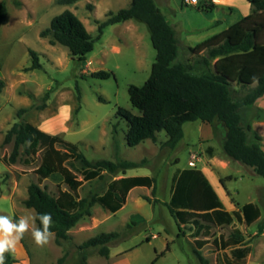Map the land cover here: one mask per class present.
Listing matches in <instances>:
<instances>
[{
	"label": "rangeland",
	"instance_id": "374dc122",
	"mask_svg": "<svg viewBox=\"0 0 264 264\" xmlns=\"http://www.w3.org/2000/svg\"><path fill=\"white\" fill-rule=\"evenodd\" d=\"M7 8L5 22L0 27V79L5 86L0 94V215H33L26 208L27 188L37 183L51 195L58 189L67 190L60 176L40 179L35 170L40 164V152L32 157L30 164L24 148L19 149V158L7 164L13 142L4 144L8 130L15 123L28 122L51 135L59 136L76 144L79 151L91 162L97 160L132 161L140 167L111 173L105 170L102 178L82 182L77 190L78 198L101 195L108 184L122 176H150L153 187H136L126 198L123 207L110 213L100 205L91 208L90 216L82 218L69 230V239L57 244L55 237L44 246L37 247L31 233L25 234L10 256L13 264H57L66 256L64 264L81 261L84 264H202L195 256V240H205L200 249L207 264H217L222 254L230 255V249L220 251L214 239L227 238L233 229L241 231L251 251L245 264H264V179L239 162L226 157L222 151L224 129L216 123L211 144L204 140L209 130L203 122H187L183 125V138L174 148L165 145L166 134H157L155 142L145 140L135 147L126 144V121L117 115L119 108L138 115L129 101L128 87L142 86L148 79L156 52L152 47L145 24L135 21L108 26L98 39V25L107 19L109 12H117L129 6L131 0H0ZM228 6L217 5L212 11H201L188 6L182 0H169L157 7L173 27L178 40V55L175 62L186 63L193 74L209 71L203 63L206 52L193 53L194 47L235 22L251 6L247 0H222ZM247 6V7H246ZM216 7V6H215ZM231 9V10H230ZM65 10L73 12L95 39L93 50L84 60L72 58L68 49L42 38L40 33L50 25L51 19ZM37 53L40 70H27L31 66L29 50ZM214 60L210 61L213 69ZM103 71L110 73L107 79L94 78L90 74ZM237 91L234 98L240 99L244 91L233 84ZM47 100H43L46 92ZM25 112L19 115V111ZM242 114L249 124L256 127L264 151V96L252 107L244 108ZM66 167L78 180H82L81 164L69 160ZM197 168L211 171L218 180H211L224 209L236 211L245 203H254L260 217L247 226L235 219L230 225L216 226L194 236L191 225L181 226V232L171 217L167 204L172 192V179L177 172ZM220 179L223 184L220 183ZM232 205L235 207L233 210ZM262 227V233L258 228ZM115 232L118 237L109 244L107 258L97 249L86 251L79 246L100 234Z\"/></svg>",
	"mask_w": 264,
	"mask_h": 264
},
{
	"label": "trees",
	"instance_id": "16d2710c",
	"mask_svg": "<svg viewBox=\"0 0 264 264\" xmlns=\"http://www.w3.org/2000/svg\"><path fill=\"white\" fill-rule=\"evenodd\" d=\"M73 0H59L67 3ZM250 12L225 30L203 40L189 50L193 53L206 52L203 63L209 71L193 74L184 62H175L178 55V40L173 27L166 21L157 7L155 0H131L126 8L109 12L107 19L98 25V39L103 30L115 24L134 20L147 26L150 41L156 52L148 79L142 86L130 85L128 96L130 104L139 114L119 108L117 115L123 118L128 129L126 144L135 147L145 140L153 142L157 134L164 132L167 137L165 145L174 148L183 138V125L187 122L201 121L207 123L215 132V124L224 129L222 151L229 159L251 168L254 174L264 179V151L261 148V137L252 130L247 118L242 114L244 108L252 107L264 96V0H247ZM214 5H204L201 11H211ZM7 16L6 3L0 2V27ZM42 38H49L52 45L59 44L68 49L72 58L84 60L93 50L95 39L86 30L80 19L70 10L54 16L49 27L40 33ZM31 66L27 70H40L41 64L35 51L29 50ZM214 60L213 69L210 61ZM94 78L107 79L110 73L98 71L90 74ZM237 85L244 95L234 98ZM5 83L0 79V94ZM49 91L43 97L47 100ZM21 109L19 115L24 113ZM13 142L10 156L3 157L7 164L15 163L19 158V149L25 146V164H30L32 157L40 152V164L35 170L40 179L60 176L67 190L58 189L53 196L37 183L27 188L26 208L32 209L35 216L51 213L55 233V242L69 239V230L84 217L90 216L91 208L98 204L110 213L118 212L126 202L128 193L136 187L151 188L154 179L150 176H122L112 180L101 195H90L78 198L77 190L82 182L102 178L107 170L123 174L140 164L132 161L109 160L89 161L79 151L76 144L69 143L59 136L46 133L31 123H15L6 133L4 144ZM81 164L82 180H78L66 163L69 161ZM220 183L223 181L220 179ZM171 217L179 231L181 226L191 225L194 236H199L210 225H230L235 219L250 226L261 215L260 208L254 203H246L233 212L224 209L217 194L200 169L188 168L176 173L172 179V192L167 204ZM17 219L16 216L13 217ZM39 226V220H36ZM259 226L258 233H262ZM118 237L115 232L100 233L83 242L79 249H97L98 254L107 258L109 244ZM194 254L202 263L200 249L205 240H195ZM213 244L220 251L230 249L218 257L217 264H245L251 251L245 238L237 228L227 238L214 239ZM160 255H157L154 264ZM87 254L84 252L81 261L84 264ZM66 256L57 264H64ZM15 261L7 256L6 264Z\"/></svg>",
	"mask_w": 264,
	"mask_h": 264
},
{
	"label": "clouds",
	"instance_id": "9594fccd",
	"mask_svg": "<svg viewBox=\"0 0 264 264\" xmlns=\"http://www.w3.org/2000/svg\"><path fill=\"white\" fill-rule=\"evenodd\" d=\"M37 219L39 226L36 225ZM52 226L51 213L22 215L18 219L11 215H0V264H6L7 255L15 252L17 244L29 232L37 247L48 245L55 236L51 231Z\"/></svg>",
	"mask_w": 264,
	"mask_h": 264
},
{
	"label": "crops",
	"instance_id": "0c3cea01",
	"mask_svg": "<svg viewBox=\"0 0 264 264\" xmlns=\"http://www.w3.org/2000/svg\"><path fill=\"white\" fill-rule=\"evenodd\" d=\"M156 2H158V3H160V4H163L164 5V3H167V2H169V0H155V3ZM204 5H214V8L212 9V10H214V9H216V8H218L217 7V5H220V6H223L222 8H227V4L226 3H224L222 0H200L199 1V3H198V5L197 6H193V7H196V8H200V7H203ZM216 6V7H215ZM247 7V6H246ZM211 10V11H212ZM231 10V9H230ZM162 13V12H161ZM249 13V7H247V9H246V12L243 14V16H245V15H247ZM163 14V13H162ZM164 15V14H163ZM165 17V16H164ZM166 19V18H165ZM129 21H134V20H128V21H126V22H129ZM136 22V21H135ZM123 23V22H122ZM116 25V24H115ZM188 48H191V47H189V46H187ZM204 124V126L209 130V136H208V138L206 137L204 140L207 142V144H211L212 143V139H214V134H213V130H212V127L209 125V124H207V123H203ZM251 128H252V130H256V127L254 126V125H252L251 126ZM202 171V173L204 174V176L206 177V179L208 180V182H209V184L211 185L212 184V182H211V180H217V181H219L218 180V177L215 175V174H213V173H211V171H203V170H201ZM211 187H212V185H211ZM213 188V187H212ZM214 190V189H213ZM215 191V190H214ZM216 193V192H215ZM217 194V193H216ZM217 196H218V194H217ZM219 198V197H218ZM220 200V199H219ZM222 203V202H221ZM249 203H251V202H249ZM246 204V203H245ZM222 205H223V203H222ZM242 206V205H241ZM223 207H224V205H223ZM225 208V207H224ZM235 207L232 205V209L231 210H233ZM226 210V209H225ZM227 211V210H226ZM229 212V211H228Z\"/></svg>",
	"mask_w": 264,
	"mask_h": 264
},
{
	"label": "built area",
	"instance_id": "2783aa9c",
	"mask_svg": "<svg viewBox=\"0 0 264 264\" xmlns=\"http://www.w3.org/2000/svg\"><path fill=\"white\" fill-rule=\"evenodd\" d=\"M185 5L197 6L200 0H182Z\"/></svg>",
	"mask_w": 264,
	"mask_h": 264
}]
</instances>
